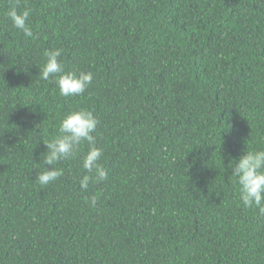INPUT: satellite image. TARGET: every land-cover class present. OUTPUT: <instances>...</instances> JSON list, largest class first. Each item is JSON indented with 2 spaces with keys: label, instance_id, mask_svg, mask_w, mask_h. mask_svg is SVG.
<instances>
[{
  "label": "trees",
  "instance_id": "trees-1",
  "mask_svg": "<svg viewBox=\"0 0 264 264\" xmlns=\"http://www.w3.org/2000/svg\"><path fill=\"white\" fill-rule=\"evenodd\" d=\"M0 264H264V0H0Z\"/></svg>",
  "mask_w": 264,
  "mask_h": 264
}]
</instances>
